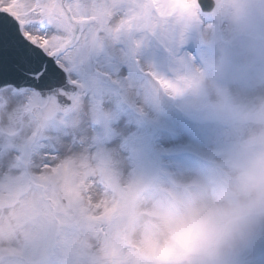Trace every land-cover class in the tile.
<instances>
[{
	"label": "snow or ice",
	"instance_id": "6c2138e0",
	"mask_svg": "<svg viewBox=\"0 0 264 264\" xmlns=\"http://www.w3.org/2000/svg\"><path fill=\"white\" fill-rule=\"evenodd\" d=\"M166 15L162 0H0V264H96L107 229L95 217L123 176L83 138L48 130L77 104L62 70L101 36L173 31ZM154 79L173 93L191 83Z\"/></svg>",
	"mask_w": 264,
	"mask_h": 264
},
{
	"label": "clouds",
	"instance_id": "9594fccd",
	"mask_svg": "<svg viewBox=\"0 0 264 264\" xmlns=\"http://www.w3.org/2000/svg\"><path fill=\"white\" fill-rule=\"evenodd\" d=\"M162 3L164 21L180 35L198 28L207 41L219 30L224 46L244 39L237 66L223 52L210 53L203 69L167 79L191 81L177 93L155 79L162 95L182 98V108L206 107L205 119L221 121L219 148L208 175L175 185L169 198H141L131 214L112 209L114 195L101 200L95 219L105 224L107 238L96 242L93 255L96 264H234L264 229V34H258L264 0H212L208 13L199 0ZM248 76L261 91L241 107L230 101L224 81L236 85Z\"/></svg>",
	"mask_w": 264,
	"mask_h": 264
},
{
	"label": "rangeland",
	"instance_id": "374dc122",
	"mask_svg": "<svg viewBox=\"0 0 264 264\" xmlns=\"http://www.w3.org/2000/svg\"><path fill=\"white\" fill-rule=\"evenodd\" d=\"M258 34H264V27ZM223 42L224 35L219 30L214 39L207 41L201 39L198 28L183 35L175 30L136 31L116 38L104 35L94 45L72 50L64 70L78 85L77 104L60 120H52L48 130L70 134L73 139L83 138L91 151L103 152L114 163L123 177L117 189L107 194L116 197L112 209L131 214L139 199H153L169 187L187 183L161 157L188 155L210 170L218 149L202 154L188 144L175 142V133L164 120L188 124L195 130L193 137L202 133L210 146L217 143L223 127L213 117L204 118L206 107L184 109L182 98L162 95L155 87L154 72L149 73L147 65L137 60L143 58L148 65L161 68L165 79L189 74L193 68L203 69L210 53L223 52L230 66H237L244 39L228 46ZM224 83L229 85L230 101L241 107L261 91L252 76L236 85L227 79ZM136 90L141 100L133 99L132 92ZM93 193L96 199L102 195L95 190ZM234 264H264V229L236 255Z\"/></svg>",
	"mask_w": 264,
	"mask_h": 264
},
{
	"label": "bare ground",
	"instance_id": "6f19581e",
	"mask_svg": "<svg viewBox=\"0 0 264 264\" xmlns=\"http://www.w3.org/2000/svg\"><path fill=\"white\" fill-rule=\"evenodd\" d=\"M141 61L143 65H145V67L147 65L146 69L148 71L154 72V75L156 77H166L164 76L165 73L164 71H162L161 68H157L155 66H152L151 64L148 65L144 59ZM132 97L134 100H141V95L138 92V90L132 92ZM139 104H142V102L139 101ZM172 120H170V123L168 122L169 120H164V121H167L166 123L172 128L173 133H175L176 137L175 138L173 137V140L175 142L176 140H179L181 143L190 145L192 148L196 149L198 152H201L202 154H204L206 151L219 148V145L217 143H215L212 146L207 145L204 137H202V133L199 135V137L194 138L193 134L195 133V130L193 129V127L189 126L188 124H185L178 120L175 121ZM88 143L89 142H86L84 145L88 147L89 146ZM165 163L170 164L171 170L177 171L179 173L177 174L179 178L181 177L183 181H187V182H190L197 178L206 177L209 173V168L207 165H203L186 155L178 156L174 158H165ZM172 188L173 187H169L168 189H166V191L162 192L161 196H158L153 199L169 198L172 194L170 191V189Z\"/></svg>",
	"mask_w": 264,
	"mask_h": 264
},
{
	"label": "water",
	"instance_id": "95a60500",
	"mask_svg": "<svg viewBox=\"0 0 264 264\" xmlns=\"http://www.w3.org/2000/svg\"><path fill=\"white\" fill-rule=\"evenodd\" d=\"M199 3H200L201 9L204 10V11H209L211 9V7H212V0H199ZM63 87H64L66 92H68L69 94L74 95L75 88L67 82L66 74H65L64 71H63ZM64 103L66 105L67 101H65Z\"/></svg>",
	"mask_w": 264,
	"mask_h": 264
}]
</instances>
